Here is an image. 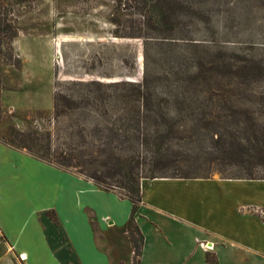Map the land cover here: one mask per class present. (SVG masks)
I'll return each mask as SVG.
<instances>
[{"label": "trees", "instance_id": "16d2710c", "mask_svg": "<svg viewBox=\"0 0 264 264\" xmlns=\"http://www.w3.org/2000/svg\"><path fill=\"white\" fill-rule=\"evenodd\" d=\"M35 1L0 0V64L20 66L12 45L15 13ZM115 2L114 36L143 40L142 80L56 81L46 125L26 130L9 119L0 141L129 199L133 210L141 202L142 178H208L220 172L224 178L264 179L258 175L264 172V90L251 87L250 58L228 56L227 89L211 88L210 73H203L210 69L196 50H174L200 11L196 0ZM123 16L126 33L119 30ZM218 54L211 61L220 60ZM2 90L0 83V97ZM45 217L70 248L55 211L42 212L43 223ZM127 229L140 235L137 242L129 232L138 257L142 235L133 217ZM71 262L79 264L74 253ZM205 263L217 264L216 255L208 252Z\"/></svg>", "mask_w": 264, "mask_h": 264}, {"label": "crops", "instance_id": "0c3cea01", "mask_svg": "<svg viewBox=\"0 0 264 264\" xmlns=\"http://www.w3.org/2000/svg\"><path fill=\"white\" fill-rule=\"evenodd\" d=\"M140 190L133 210L129 199L0 141V264H64L40 219L48 210L79 264L129 263L131 217L142 235L138 264H206L208 252L217 264H264V179L142 178ZM115 234L125 240L113 242Z\"/></svg>", "mask_w": 264, "mask_h": 264}, {"label": "rangeland", "instance_id": "374dc122", "mask_svg": "<svg viewBox=\"0 0 264 264\" xmlns=\"http://www.w3.org/2000/svg\"><path fill=\"white\" fill-rule=\"evenodd\" d=\"M196 1L200 11L187 22L190 32L187 38L177 40L180 46L174 50L187 55L196 50L204 69H210L203 72L210 73L208 85L215 89L228 87V56L238 54L250 58L251 87L255 91L264 90V0L263 3L262 0ZM115 4V0H36L30 8L16 10L17 35L12 45L20 58V66L0 64L3 86L0 135L4 134L9 119L20 129L43 128L52 112L56 81L142 80L143 40L114 36L115 25L111 19L118 18L119 14ZM119 25L120 33H126L125 16ZM215 53L222 58L211 61ZM263 173L261 169L258 171V175ZM222 175L213 172L211 176ZM51 219L44 218L51 245L66 264H73L72 254L62 234L56 233ZM126 230L129 239L132 231L140 242L138 231ZM111 239L115 243L125 240L117 234ZM130 243L132 246L131 239ZM125 254H122L124 261L138 264L134 250L130 259Z\"/></svg>", "mask_w": 264, "mask_h": 264}]
</instances>
